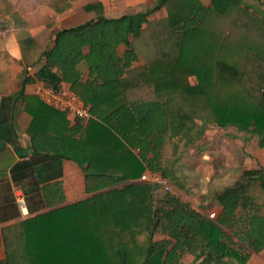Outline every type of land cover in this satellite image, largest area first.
<instances>
[{
    "label": "trees",
    "instance_id": "16d2710c",
    "mask_svg": "<svg viewBox=\"0 0 264 264\" xmlns=\"http://www.w3.org/2000/svg\"><path fill=\"white\" fill-rule=\"evenodd\" d=\"M85 9L95 18L55 34L38 78L68 85L93 116L61 156L84 169L90 196L4 228L0 264H247L264 251L263 165L215 193L216 219L139 180L161 174L182 190L174 166L207 124L264 150V13L241 0H160L118 18Z\"/></svg>",
    "mask_w": 264,
    "mask_h": 264
},
{
    "label": "crops",
    "instance_id": "0c3cea01",
    "mask_svg": "<svg viewBox=\"0 0 264 264\" xmlns=\"http://www.w3.org/2000/svg\"><path fill=\"white\" fill-rule=\"evenodd\" d=\"M201 1L211 5V0ZM99 2L107 17L118 18L160 0H129L132 9L124 0H0V261L6 258L4 228L90 196L84 169L61 157L73 154L72 142L88 122L45 104L39 90L48 86L38 72L55 34L94 19L85 7ZM241 2L264 13V0ZM79 69L87 78L84 61ZM215 210L222 212L217 204Z\"/></svg>",
    "mask_w": 264,
    "mask_h": 264
},
{
    "label": "rangeland",
    "instance_id": "374dc122",
    "mask_svg": "<svg viewBox=\"0 0 264 264\" xmlns=\"http://www.w3.org/2000/svg\"><path fill=\"white\" fill-rule=\"evenodd\" d=\"M124 2L126 8L132 9L127 5L129 0ZM154 8L156 5L148 4V9L144 5L136 9L145 12ZM160 15H164V12L156 10L150 16ZM195 82L193 78L192 83ZM204 128L201 141L174 166L182 190L175 186L174 189L184 201L210 213L216 207L215 193L234 184L243 168L264 166V155L259 154L256 137L253 135L239 132L235 127L220 129L216 125L207 124ZM252 193L259 202L262 201L263 194L259 188H254ZM225 232L233 237L228 230ZM193 261V258L188 259L182 264H197ZM247 264H264V251L252 254Z\"/></svg>",
    "mask_w": 264,
    "mask_h": 264
},
{
    "label": "built area",
    "instance_id": "2783aa9c",
    "mask_svg": "<svg viewBox=\"0 0 264 264\" xmlns=\"http://www.w3.org/2000/svg\"><path fill=\"white\" fill-rule=\"evenodd\" d=\"M33 70V67L27 68L28 72H32ZM39 95L42 97L44 103L48 106L56 110L66 112L77 120L87 123L93 117L89 108L84 104V102L67 87L59 90L44 87L39 90ZM139 181L154 185L160 192H175L174 185L171 184L170 181L161 174H152L150 172H146L141 176ZM208 216L210 219H216L218 214L217 212L212 211L208 213Z\"/></svg>",
    "mask_w": 264,
    "mask_h": 264
}]
</instances>
